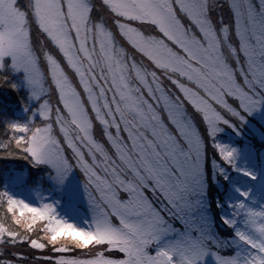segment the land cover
<instances>
[{"label":"snow or ice","instance_id":"6c2138e0","mask_svg":"<svg viewBox=\"0 0 264 264\" xmlns=\"http://www.w3.org/2000/svg\"><path fill=\"white\" fill-rule=\"evenodd\" d=\"M0 87V264H264V0H0Z\"/></svg>","mask_w":264,"mask_h":264},{"label":"trees","instance_id":"16d2710c","mask_svg":"<svg viewBox=\"0 0 264 264\" xmlns=\"http://www.w3.org/2000/svg\"><path fill=\"white\" fill-rule=\"evenodd\" d=\"M20 93H16L15 90L9 89L7 87H0V118L5 116L13 119H21L24 116L22 108L18 103ZM3 132V129L0 128V133ZM3 137L0 136V139ZM17 165H26V162L20 160L19 157H0V171H2L5 167L11 169L16 167ZM217 191V190H215ZM215 191H210L212 193V199L216 197L214 196ZM18 249L24 251L27 256L28 260L24 261L23 263L33 262L34 260L32 257L37 255V252L31 248H28L26 245H18ZM41 261V260H35Z\"/></svg>","mask_w":264,"mask_h":264},{"label":"rangeland","instance_id":"374dc122","mask_svg":"<svg viewBox=\"0 0 264 264\" xmlns=\"http://www.w3.org/2000/svg\"><path fill=\"white\" fill-rule=\"evenodd\" d=\"M221 135H222V137L225 140H227V138L229 137L230 133H229L228 130H225V132L222 133ZM232 175H233L234 178H237V174L235 172H233ZM213 184L216 186V190H217V191L214 190L215 191L214 196L216 194V197H214V199L217 198V197H221L222 198L223 195H224V192L226 191V185H225V183L224 182H219L218 183L216 180H213ZM212 193L209 195L210 200L213 198L211 196ZM18 194L20 196H22V197H27L29 200L35 202L34 195L31 194V193H27V192H24V191H20ZM217 211H220V210L218 209ZM224 211H227V207L226 206L224 208ZM220 227H221V229H223L224 226L221 225ZM222 234H225V233L222 232ZM41 254H48L47 253V250H44V253H41ZM23 264H47V262L44 261V260H41V261H35L34 260L33 262H28V263H23Z\"/></svg>","mask_w":264,"mask_h":264}]
</instances>
